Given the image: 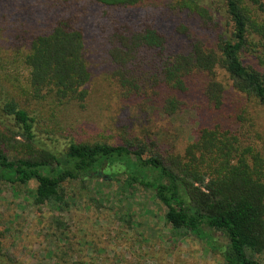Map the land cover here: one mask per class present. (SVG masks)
<instances>
[{
  "label": "trees",
  "instance_id": "16d2710c",
  "mask_svg": "<svg viewBox=\"0 0 264 264\" xmlns=\"http://www.w3.org/2000/svg\"><path fill=\"white\" fill-rule=\"evenodd\" d=\"M221 1L228 34L218 37L215 46L189 37L186 49L173 50L156 27L153 0H0V42L6 45L0 48V81H8L9 70L24 72L16 91L0 92V115L12 121L22 153L8 155L0 146V180H34L32 204L58 210L68 204L62 188L67 180L138 185L164 207L163 219L174 235L194 236L224 264H262L257 256L264 251V158L245 104L264 108V18L256 14L263 5ZM210 4L164 0L163 7L169 14H194L203 21L212 19ZM137 8L141 14L129 18ZM43 23L48 25L41 30ZM89 31L108 39L105 53L125 96L160 86L189 93L194 76H206L200 89L206 107L223 110L225 117L216 122L229 123L202 127L181 155L168 158L139 141L70 140L62 150L41 145L30 106L83 104L90 77L85 58ZM244 52L253 54V65L242 60ZM218 68L227 85L216 79ZM179 103L170 95L162 109L172 113ZM2 117L0 142L6 137L1 126L7 129ZM0 264L20 263L0 248Z\"/></svg>",
  "mask_w": 264,
  "mask_h": 264
},
{
  "label": "rangeland",
  "instance_id": "374dc122",
  "mask_svg": "<svg viewBox=\"0 0 264 264\" xmlns=\"http://www.w3.org/2000/svg\"><path fill=\"white\" fill-rule=\"evenodd\" d=\"M202 1L211 2L212 12V19L203 20L204 24L194 14H169L163 7L164 0H153L157 6L156 27L164 32L171 49H186L189 37L215 46L218 37L228 34L230 22L222 1ZM258 2L263 7L256 14L264 18V0ZM141 12L139 8L130 10L128 16L134 19ZM47 25L43 23L40 29ZM181 25L186 27L184 31ZM90 31L85 41L90 77L83 104L69 101L53 106L42 102L30 106L36 115L34 132L41 145L62 150L70 140L111 144L139 141L168 158L181 155L202 127L229 123L216 122L225 117L223 110L210 112L206 107L200 92L206 76H194V89L189 93L160 86L125 96L105 53L108 39H98ZM5 47L1 41L0 48ZM241 57L254 64L251 52ZM7 76V82L0 81V92L16 91L15 83L23 80V70H9ZM216 79L228 84L223 69L218 68ZM170 95L180 100L172 113L162 109L164 99ZM245 108L252 131L258 132L257 148L264 158V108L250 102ZM2 119L7 129L1 126L6 137L0 146L8 155H16L21 139L15 135L12 121ZM35 185L34 180L23 184L0 180V248L20 264H224L219 254L210 252L194 236L174 235L163 219L164 207L141 186L98 178L67 180L62 188L68 204L58 210L32 204ZM257 257L264 264V251Z\"/></svg>",
  "mask_w": 264,
  "mask_h": 264
}]
</instances>
